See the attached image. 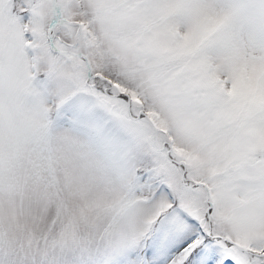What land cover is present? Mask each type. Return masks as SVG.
<instances>
[{
	"label": "snow or ice",
	"instance_id": "6c2138e0",
	"mask_svg": "<svg viewBox=\"0 0 264 264\" xmlns=\"http://www.w3.org/2000/svg\"><path fill=\"white\" fill-rule=\"evenodd\" d=\"M0 264H264V0H0Z\"/></svg>",
	"mask_w": 264,
	"mask_h": 264
}]
</instances>
